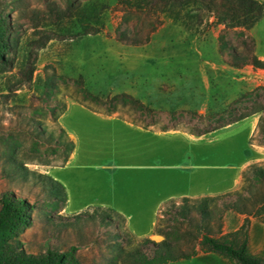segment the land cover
<instances>
[{"label": "rangeland", "instance_id": "rangeland-1", "mask_svg": "<svg viewBox=\"0 0 264 264\" xmlns=\"http://www.w3.org/2000/svg\"><path fill=\"white\" fill-rule=\"evenodd\" d=\"M75 1H94L101 7L103 25L99 32H70V16L61 19L70 15L64 0H0V15L8 18L16 38L12 68L0 69V194L13 190L35 204L31 225L18 235L27 252L75 245L81 264H128L121 248L131 249L139 234L162 240L163 236L154 233V226L150 228L155 214H130V229L118 235L123 230L122 221L114 216L110 222L104 208L90 206L96 196H106L103 178L109 177L114 166L131 164L134 145L143 139L126 124L198 132L217 125L219 118L209 123L208 117L222 115L230 106V116L262 107L237 125L236 133L222 134L211 148L214 155L210 160H240L245 133L250 132L252 148L244 170L264 163V68L232 66L226 48L229 44L242 51V43L250 45L252 39L254 52L264 59V16L252 28L226 27L216 22L213 12L201 9L197 12L199 22L193 24L198 31L192 32L181 19L171 16L175 13L163 11L158 3L137 9L125 0ZM118 29L142 42L120 40ZM24 60L26 68L33 70L30 81L19 72ZM48 78L54 83L52 91L44 84ZM123 92L152 109L153 114L120 100L111 111L106 100ZM36 121L45 129L44 141L36 142L32 134ZM61 129L66 133L63 136ZM49 133L60 138L61 146L49 141ZM161 143L167 150L166 159L175 156L176 140ZM74 149L76 156L70 165ZM22 165L59 180L67 191L65 206L47 200L41 183L33 177H22L18 169ZM125 171L123 175L116 167L113 176L133 173L132 169ZM155 175L180 174L163 170ZM242 184L241 174L234 190ZM244 217L226 211L222 230L238 229ZM248 218V251L264 258V222L261 216ZM213 227L216 229V224ZM129 235L134 239L131 242L126 240ZM167 264L235 263L199 251L189 259Z\"/></svg>", "mask_w": 264, "mask_h": 264}, {"label": "trees", "instance_id": "trees-1", "mask_svg": "<svg viewBox=\"0 0 264 264\" xmlns=\"http://www.w3.org/2000/svg\"><path fill=\"white\" fill-rule=\"evenodd\" d=\"M64 1L70 15H62L61 19L70 16V32L94 34L101 30L103 25V20L99 15L101 7L94 1L82 3L75 0ZM124 2L137 9H142L150 4H161L163 11L175 13L176 15L171 16L181 19L186 28L192 32L198 31V28L193 24L199 22L197 21L199 16L197 12L201 9L213 12L216 22L226 27L252 28L264 16V0H125ZM75 27L77 29H74ZM117 32L120 40L132 44L142 42L138 40V37L129 35L125 31L118 29ZM148 37L149 35L145 41ZM251 41L250 45L245 41L242 43L244 47L242 51H239L234 45H226L231 56L230 64L232 66L240 67L249 64L254 68H264V59L256 55L253 50V40L251 39ZM15 45L16 38L12 35L11 23L6 16L0 15L1 70L12 68L14 63L12 51L15 50ZM22 65L19 72L30 81L33 70L26 68L25 60ZM44 84L49 91L54 90L52 79L48 78ZM90 98L96 99L93 95H90ZM119 100L126 104H132L144 113L149 112L150 116L154 112L125 92L115 94L106 100L111 111L116 110ZM63 109L62 106L61 110L63 111ZM231 110L230 106L222 115L217 113L214 116H209L207 119L209 123H212V119L219 118L217 125L198 132H207L238 121L249 114L262 111V107L240 113L237 116H230ZM233 110H236V107ZM60 131L62 136L66 134L63 129ZM32 134L36 138V142L46 140L45 129L38 121L32 124ZM48 136L49 141L55 142V146H61L60 138L56 139L52 133H49ZM66 136L69 138L68 135ZM72 147L71 142L70 150ZM18 169L20 175L25 179L29 175L33 177L34 181L41 183L47 200L51 199L49 201L54 204L61 202L62 206H65L68 199L67 191L59 180L49 174L30 170L24 165L19 166ZM242 179L243 184L234 191L197 198L182 196L178 197L179 203H177V198H169L164 201L153 229L154 233L163 236L162 240L154 241L147 236L140 237L131 249L121 248L123 259L128 264H167L178 259H189L201 251L218 254L235 264H264L263 257L249 253L246 229L249 215L261 216V220L264 222V163L252 164L247 167L242 173ZM34 208L33 202L26 197L17 195L13 190H5L0 194V264H81L75 245H70L63 250L48 247L38 253H30L25 250L18 235L31 225V214ZM99 208L105 209L107 212L105 218L110 222L115 220L114 216L122 221L123 230L118 235L127 233L125 217L121 213L109 207ZM229 210L244 214L245 217L238 229L224 232L222 216ZM164 214H167L168 217L164 218ZM213 224H216V229ZM126 240L131 242L134 239L129 235Z\"/></svg>", "mask_w": 264, "mask_h": 264}, {"label": "crops", "instance_id": "crops-1", "mask_svg": "<svg viewBox=\"0 0 264 264\" xmlns=\"http://www.w3.org/2000/svg\"><path fill=\"white\" fill-rule=\"evenodd\" d=\"M247 117L202 133L178 129L155 130L153 124L145 128L138 124L125 123L141 134L143 139L134 145L131 164L116 165L109 177L103 178L106 196L102 198L96 196L90 206L113 208L125 217V226L129 229L130 214L153 213L155 218L151 220L152 228L159 207L169 198L215 196L234 190L241 180L242 171L249 164L248 154L252 148L248 141L250 132L245 133L244 139L247 140H244V155L237 162L229 160L213 162L210 160L214 155L211 148L215 142L221 140L223 133L229 135L236 133L239 124ZM232 129L234 131H231ZM168 139H174L178 144V149L174 150L176 154L171 159L164 156L167 150L163 149L164 145L161 143ZM75 156L74 149L70 152V165L74 162ZM116 167L123 170V175L125 170L129 169H132L133 173L129 176L127 172V177H114ZM163 170H172L180 175L178 177L155 175L156 171ZM209 175L214 177H208ZM85 206L86 204L83 205ZM139 235L142 237L145 234Z\"/></svg>", "mask_w": 264, "mask_h": 264}]
</instances>
